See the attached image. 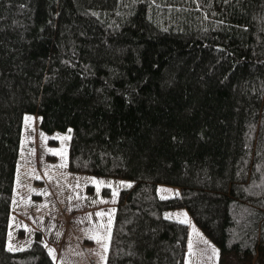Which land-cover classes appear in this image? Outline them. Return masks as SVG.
<instances>
[{"label": "trees", "instance_id": "trees-1", "mask_svg": "<svg viewBox=\"0 0 264 264\" xmlns=\"http://www.w3.org/2000/svg\"><path fill=\"white\" fill-rule=\"evenodd\" d=\"M27 114L69 171L131 182L105 264H184L175 209L217 264H264V0H0V264H54L40 232L6 248Z\"/></svg>", "mask_w": 264, "mask_h": 264}, {"label": "rangeland", "instance_id": "rangeland-1", "mask_svg": "<svg viewBox=\"0 0 264 264\" xmlns=\"http://www.w3.org/2000/svg\"><path fill=\"white\" fill-rule=\"evenodd\" d=\"M69 139V131L42 134L38 117L25 115L13 189V211L27 219L21 220L11 214L6 248L12 252L26 249L37 231L54 264H105L112 223L108 211L114 206L118 191L131 182L69 171ZM48 140L55 142L48 143ZM88 188L92 191L87 192ZM103 189L110 190L109 198L103 196ZM176 192V188L168 186H158L157 190L161 198L171 197ZM85 198H90V204L84 203ZM87 206L95 211L91 208L90 215L79 216L77 213L85 211ZM164 215L189 225L184 264L218 263L217 247L191 223L185 209L168 210ZM28 219L35 224L36 230ZM79 238L90 239L93 243L80 242Z\"/></svg>", "mask_w": 264, "mask_h": 264}, {"label": "crops", "instance_id": "crops-1", "mask_svg": "<svg viewBox=\"0 0 264 264\" xmlns=\"http://www.w3.org/2000/svg\"><path fill=\"white\" fill-rule=\"evenodd\" d=\"M90 189V188H89ZM87 190V192H89L88 191V189H86ZM92 195V194H91ZM88 197H90V196H88ZM107 198H109V197H107ZM90 202H91V200H90V198H85L84 199V203L85 204H90ZM116 203V202H115ZM114 206L112 207V208H109L110 210L108 211L109 213H110V215H111V217H112V219H113V215H114V208H115V204H113ZM92 208V206L90 207V206H87V207H85V211H83V212H79V213H77L79 216H82L83 218L85 217V216H88V215H90L91 213H90V210L89 209H91ZM107 209V208H106ZM108 210V209H107ZM82 211V210H81ZM91 211H95L94 210V208H92V210ZM17 211H13L11 214H14V215H17L21 220H25L24 218H26L25 216H23L22 214H20L19 212H17ZM78 212V211H77ZM11 217H12V215H11ZM11 217H10V220H11ZM27 219V218H26ZM29 220V219H28ZM85 220V219H84ZM26 221V220H25ZM29 221H31V220H29ZM24 223V222H23ZM31 223H32V221H31ZM25 225H28L27 227L28 228H30L31 226L33 227V230H36L37 228L36 227H34L33 225H35L34 223H32V224H30L31 226H29V224H27V223H25ZM111 226H112V223H111ZM111 226H110V228H111ZM111 231V230H110ZM59 240V239H58ZM79 241L80 242H91V243H93V241L92 240H90V239H82V238H79ZM81 245H82V243H80ZM45 245V244H44ZM45 247H47L46 245H45Z\"/></svg>", "mask_w": 264, "mask_h": 264}]
</instances>
